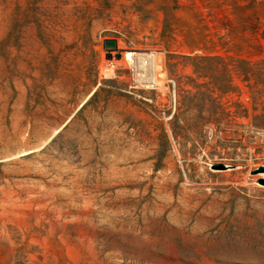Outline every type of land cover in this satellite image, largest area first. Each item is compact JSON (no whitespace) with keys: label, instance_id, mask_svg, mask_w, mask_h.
Returning <instances> with one entry per match:
<instances>
[{"label":"rangeland","instance_id":"1","mask_svg":"<svg viewBox=\"0 0 264 264\" xmlns=\"http://www.w3.org/2000/svg\"><path fill=\"white\" fill-rule=\"evenodd\" d=\"M263 60L264 0H0V264H264Z\"/></svg>","mask_w":264,"mask_h":264},{"label":"trees","instance_id":"2","mask_svg":"<svg viewBox=\"0 0 264 264\" xmlns=\"http://www.w3.org/2000/svg\"><path fill=\"white\" fill-rule=\"evenodd\" d=\"M238 65H233L231 68H228L226 65L222 64V60L219 56H201L200 57V62L198 65H195V72H198L200 76L203 77H209L211 81H209L210 83L213 84L214 87H216L218 90L223 91V92H228L233 88V82L232 79H230L229 83H225L223 81H218V79H216V71L218 70L219 73L221 71L222 74L224 73H229L230 71H233L236 75H238L239 77H242L243 81H248V79L250 78V72H251V68H250V61L247 59H240L238 61ZM263 65H264V60L262 61ZM222 68H218V66ZM209 98V97H208ZM212 101H214L213 99H211ZM209 124H213L216 128H218L219 130H223V131H230L231 126H229L227 123H224L221 121V118H214L212 120L205 119L204 121L200 122V123H196L193 125L194 128H196V132L201 136L205 138V133H206V127H208ZM251 127L254 128H263L258 126L254 121L250 124ZM243 127H248L247 125H243ZM186 129L188 130V128H184L183 126H181L178 122H177V117L174 116V121L171 123L170 125V131L171 134L174 138H176L178 131H186ZM231 132H235L232 131ZM164 136H166V134L164 133ZM231 164H234V162H232Z\"/></svg>","mask_w":264,"mask_h":264},{"label":"water","instance_id":"3","mask_svg":"<svg viewBox=\"0 0 264 264\" xmlns=\"http://www.w3.org/2000/svg\"><path fill=\"white\" fill-rule=\"evenodd\" d=\"M103 45L108 48V52L109 54H111V51L112 50H116L117 49V45H116V40L115 39H104L103 41ZM138 53L140 54H147L149 53L148 51H137ZM116 58H119L120 57V54L117 53L116 55ZM213 168L214 169H226V168H233V166H230V165H225V164H222V163H215L213 165ZM259 172H264V166H259L256 170H255V173H259Z\"/></svg>","mask_w":264,"mask_h":264},{"label":"bare ground","instance_id":"4","mask_svg":"<svg viewBox=\"0 0 264 264\" xmlns=\"http://www.w3.org/2000/svg\"><path fill=\"white\" fill-rule=\"evenodd\" d=\"M131 56H134L133 53H131ZM136 59H138V58H136ZM136 62H137V61H136ZM147 80L150 81V82H152V81H154V77L151 76V77L148 78ZM148 81H147V82H148Z\"/></svg>","mask_w":264,"mask_h":264}]
</instances>
